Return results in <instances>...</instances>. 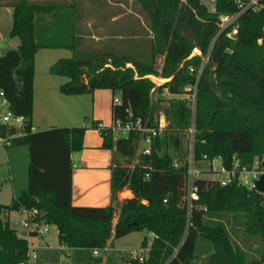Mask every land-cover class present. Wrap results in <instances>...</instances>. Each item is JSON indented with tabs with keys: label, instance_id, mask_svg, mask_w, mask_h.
I'll return each instance as SVG.
<instances>
[{
	"label": "trees",
	"instance_id": "1",
	"mask_svg": "<svg viewBox=\"0 0 264 264\" xmlns=\"http://www.w3.org/2000/svg\"><path fill=\"white\" fill-rule=\"evenodd\" d=\"M124 1H111L117 9L112 7L104 20L124 13ZM133 1L140 11L126 12L113 21L106 45L96 48L79 33L80 0H0V5L13 6L10 34L20 39L17 47L0 54V88L8 107L28 117L22 130L0 124V132L13 135L10 145L30 146L28 189L10 204L0 203V264L27 259L28 239L8 222V212L21 207L44 212L45 221L57 226L59 240L76 250L75 264H104L103 255L94 254V248L106 247L113 233L118 238L140 230L146 232L141 246L150 247L144 260L116 263L111 256L105 264H264V194L253 196L237 181L224 185L217 178L198 177L199 198L188 226L184 187L188 157L183 153L193 118L186 87L197 84L194 155L199 164L208 161L211 166L220 157L229 166L236 156L241 166L253 168L263 161L264 0L259 8L240 15L235 37L218 30L220 15L238 9L236 0H216V10L203 0ZM123 38L127 46L113 42ZM41 47L73 51L50 67L52 73L69 77L61 85L63 92L109 88L120 96L121 102L113 105L114 120L141 117L156 125L160 112L166 114L163 133L135 164L134 140L139 133L114 138L111 126L95 124L104 147L118 156L113 190L133 192L118 202L116 222L114 205L72 201V155L82 149L86 127L32 129L35 56ZM195 47L203 54H192ZM159 55L164 56L161 68L156 65ZM205 55L209 61L204 64ZM151 75L166 80L157 84ZM165 89L173 96L158 107L154 93ZM240 229L245 237L259 240V256H251L235 241L233 232L239 234Z\"/></svg>",
	"mask_w": 264,
	"mask_h": 264
},
{
	"label": "crops",
	"instance_id": "2",
	"mask_svg": "<svg viewBox=\"0 0 264 264\" xmlns=\"http://www.w3.org/2000/svg\"><path fill=\"white\" fill-rule=\"evenodd\" d=\"M0 6L7 8L13 13V6L8 4ZM123 7L126 8V5L123 4ZM92 10H94L93 6L88 8L87 14H90ZM77 11L74 10L76 13ZM80 11L83 12L81 8ZM125 14L126 11L114 15L111 21H115ZM89 17L88 15V18ZM93 23L94 21L91 22L88 20L86 26L92 38L100 39L107 36V34H104V36L98 34L93 29L89 31L88 27L90 26L89 28H93ZM118 32V37H121L120 30H118ZM0 38L1 40L3 39L2 34H0ZM48 48L65 47H41L36 53L32 124L35 126V130L53 126L86 127L83 136V147L72 155L73 161L76 163L72 178V201L76 205H114V222H116L120 212L118 202L125 197L132 196L133 192L129 188L118 191L113 190L114 166L118 156H116L110 148L104 147V137L101 131L95 127V124L100 121L106 126H111L113 124V105L115 96L113 91L109 88H98L93 92L80 94H68L63 92L61 90V85L68 80L69 77L52 73L50 67L60 57L72 56L73 54H52V52L45 54L48 53L46 52ZM40 51H44V54H40ZM134 155L132 156V160ZM10 221L11 211L8 212L9 224ZM114 239L116 238H114L113 233L107 241L108 253L106 259L114 256V254L110 252L111 246H114ZM42 256L49 261L53 259V254L51 252L42 253ZM29 263L31 264V262Z\"/></svg>",
	"mask_w": 264,
	"mask_h": 264
},
{
	"label": "rangeland",
	"instance_id": "3",
	"mask_svg": "<svg viewBox=\"0 0 264 264\" xmlns=\"http://www.w3.org/2000/svg\"><path fill=\"white\" fill-rule=\"evenodd\" d=\"M4 2L6 0H3ZM111 1L115 0H80V7L82 9L81 20L78 22L77 26L79 29V33L84 36V42L86 44H91L96 48H102L108 40V37L104 36V34L108 35L110 32V27H113L115 24L110 19L104 20L103 15L109 12L112 7L117 9L118 5H114ZM208 5H210V0H203ZM126 12L133 14L135 11H140V6L133 0H125ZM93 6L94 10L90 11V14H87L88 8ZM135 14V13H134ZM88 15L90 16L88 18ZM136 16V14H135ZM91 22L94 21L93 29L98 34H102L104 37L100 39L92 38L91 34L87 31V22L88 20ZM124 21V20H122ZM146 21V20H145ZM13 25V13L9 11L7 8L0 6V34L3 35V39L1 40L0 53L5 52L7 49L11 47H16L20 43V39L18 37H13L10 34L11 28ZM80 26V27H79ZM124 35V34H123ZM47 39L51 38L50 36H45ZM53 38V37H52ZM54 39L57 40L56 37ZM126 39H115L114 43H120V45L127 46ZM45 50V49H44ZM49 54H73V51L70 48H48L46 49ZM40 54H44V51H40ZM164 56L159 55L157 57L156 65L157 67H161L163 64ZM151 78L155 79L157 82L162 83L163 81L160 79L162 77L151 75ZM182 96V95H176ZM171 97L170 93L165 89L163 92H155L154 100L157 106H161V104H165L168 102V99ZM6 107L0 105V112L5 111ZM43 129V128H42ZM192 138L188 134L184 137V149L183 153L186 157L190 158L191 150H192ZM135 145V155L132 160V164H135L139 159L140 150L143 146H147V142L143 138H136L134 140ZM29 163H30V146L28 144L23 145H6L3 142H0V203L1 204H10L13 198L19 194H21L24 190L28 189L29 186ZM213 172H205L203 171L204 177L208 178H220L223 176L221 170V160L219 158H215L213 160ZM256 165V164H255ZM261 166V164H259ZM200 168L209 167V162H201L199 164ZM11 211V221L10 224L15 227L18 233L21 236H24L29 239L30 246H36L39 259L30 258L31 264H75L76 260V250L72 249L66 244H63L59 240L58 228L55 224L49 225V230L43 235H31L25 231V228L22 224L23 216L19 213L17 209H12ZM239 234L233 232V236L236 242L243 245L251 254V256H259L260 242L257 238H247L242 233V229L238 230ZM146 232L143 230L133 231L124 236L118 237L114 239V246H111L110 252L114 254L111 258L112 261L116 263L125 262L128 256V249L130 248H139L141 247L143 238L145 237ZM245 240V241H244ZM51 252L53 254L52 260L44 259L42 253ZM107 253L106 249L101 251V254L104 257V262L107 261ZM124 254L125 257L121 255ZM121 256V257H120Z\"/></svg>",
	"mask_w": 264,
	"mask_h": 264
},
{
	"label": "built area",
	"instance_id": "4",
	"mask_svg": "<svg viewBox=\"0 0 264 264\" xmlns=\"http://www.w3.org/2000/svg\"><path fill=\"white\" fill-rule=\"evenodd\" d=\"M238 9L234 13H224L219 17V30L218 34L225 32L229 37H235L239 30V17L240 15L250 9V8H259L261 6L260 0H236ZM209 8L211 10H216V0H210ZM217 38V36H216ZM215 38V39H216ZM0 46H1V38H0ZM213 46V44H212ZM210 47V50L212 48ZM199 53L203 54L201 48L195 47L192 54ZM207 54H210L207 53ZM209 61V55L204 56V64ZM193 69V68H192ZM153 80L159 84L154 78ZM188 92L186 95L189 99L192 100V108H193V118L192 122L188 128V133L192 138V150L191 156L188 158V164L185 171L184 178V187H185V199L188 203V226L192 224V206L194 201L199 198V185L196 180L198 177H203V171L205 172H213V159L211 162V166L207 168H200L199 162L195 159L194 155V140L196 134V120H195V110H196V94H197V84L193 86L186 87ZM192 90V92H191ZM115 103H120V96H115ZM0 105L5 106V111L0 112V124H6L10 128H20L22 130L28 121V117L24 114H17L13 112L8 107V100L6 98L5 92L0 88ZM132 114V112H130ZM168 124L166 114L164 111H161L159 117L157 119L156 125H149L145 122L141 117L136 119H129L126 121H122L121 119H115L112 127V132L114 138H118L121 136H129L131 131H137L139 136L137 138H143L147 142V146H143L140 150V153H150L151 146L156 138V136L163 133L164 129ZM32 129L35 130V126H32ZM18 134H23V132H19ZM12 134L4 135L0 132V142L5 143L6 145H10L12 143ZM204 158L207 159V154L204 155ZM221 160V170L223 176L217 178L220 180L222 184H228L234 181H237L240 184H243L248 187L249 190H257V180L260 178L261 174L264 173V159L259 163L257 161L253 168H248L246 166H241L240 159L234 156L233 163L231 165H226L220 157H217ZM261 164V166L259 165ZM175 165L178 166L179 162L176 161ZM76 166V163H74ZM264 194V193H263ZM19 213L23 216L22 224L25 228V231L31 235H43L49 230V223H47L43 217L44 212L37 207H21L18 209ZM103 249L108 250V247L104 248H94L93 253L96 255L101 254ZM150 247L149 246H141L139 248L128 249V260H144L149 254ZM125 257L124 254L121 255ZM39 259V253L36 246H30L28 249L27 259L22 261L20 264H30V258ZM51 264V263H49ZM128 264H131L128 262Z\"/></svg>",
	"mask_w": 264,
	"mask_h": 264
},
{
	"label": "water",
	"instance_id": "5",
	"mask_svg": "<svg viewBox=\"0 0 264 264\" xmlns=\"http://www.w3.org/2000/svg\"><path fill=\"white\" fill-rule=\"evenodd\" d=\"M260 193H264V173L261 174L260 178L257 180V190L251 191V195L258 196Z\"/></svg>",
	"mask_w": 264,
	"mask_h": 264
},
{
	"label": "bare ground",
	"instance_id": "6",
	"mask_svg": "<svg viewBox=\"0 0 264 264\" xmlns=\"http://www.w3.org/2000/svg\"><path fill=\"white\" fill-rule=\"evenodd\" d=\"M162 81L166 80L165 78H160Z\"/></svg>",
	"mask_w": 264,
	"mask_h": 264
}]
</instances>
